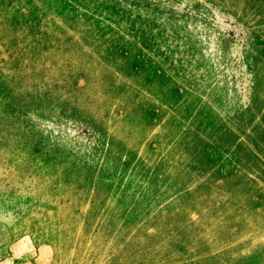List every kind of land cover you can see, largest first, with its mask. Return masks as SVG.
Instances as JSON below:
<instances>
[{"label":"rangeland","instance_id":"374dc122","mask_svg":"<svg viewBox=\"0 0 264 264\" xmlns=\"http://www.w3.org/2000/svg\"><path fill=\"white\" fill-rule=\"evenodd\" d=\"M0 264H264V0H0Z\"/></svg>","mask_w":264,"mask_h":264}]
</instances>
